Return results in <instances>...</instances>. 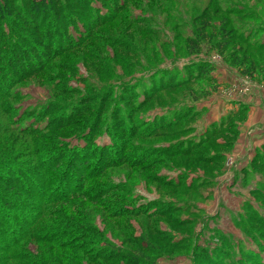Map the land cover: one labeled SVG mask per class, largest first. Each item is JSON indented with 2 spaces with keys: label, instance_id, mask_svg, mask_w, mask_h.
Returning <instances> with one entry per match:
<instances>
[{
  "label": "rangeland",
  "instance_id": "rangeland-1",
  "mask_svg": "<svg viewBox=\"0 0 264 264\" xmlns=\"http://www.w3.org/2000/svg\"><path fill=\"white\" fill-rule=\"evenodd\" d=\"M86 1L90 2L86 10H69L66 21L36 19L41 27L37 36L27 28L20 30L23 40L11 42L22 55L21 65L31 64L36 55L42 65L30 74L6 69L7 76L18 77L13 85L0 77V95L3 87L12 93L9 98L0 96V104L5 103L0 107V129L7 127L0 131V163L10 167L0 166V178L15 183L19 181L15 174L26 172L29 180L24 183L39 185L46 175L44 181L50 185L46 198L63 194L75 198L79 206L75 220L96 233L85 239L83 250H74L83 264H128L120 259L125 256L134 258L132 262L140 261L136 264H264V142L254 151L249 145L240 154L232 155L231 150L222 167L212 170L158 152V147L177 140L188 138L194 143L202 139V131L214 118L219 122L225 111L219 97L227 94L223 87L217 91L219 84L235 81L238 93L253 101L262 98L263 85L252 82L240 69L233 71L228 57L206 44L198 53H191L186 39L194 37L204 23L206 17L197 18L205 11L214 29L224 17L230 22L223 32H250L252 40H262L264 0ZM225 7L242 9L237 14H223ZM6 15L21 19L12 9ZM214 29L204 30L213 36ZM61 31L65 36L58 40ZM227 38L234 45L241 44L239 36ZM54 46L58 49L52 51ZM232 48L227 44L225 53ZM44 51L50 52L49 57H43ZM202 61L213 68L194 81ZM257 75H264V67ZM185 77L192 81L195 96L205 92L207 96L192 101L185 87L157 88ZM143 100L147 101L139 106ZM7 107L12 111L6 117ZM172 115L181 119L176 127L151 131L153 122L159 123L156 116L164 122ZM233 120L229 118V122ZM244 120L238 122V129ZM61 123L65 125L61 127ZM21 129L38 133L24 136ZM216 139L228 138H209L208 151L223 150L215 145ZM50 144L56 150L65 149L61 162L70 149L85 156L87 162L70 175H64L62 165L52 170L39 168L42 152L38 151ZM143 152L150 157L142 160ZM253 157L255 163L251 162ZM145 165L148 169L143 170ZM97 170L96 178H82ZM166 180L181 185H166ZM82 183L87 187L92 184L94 190H85ZM1 185L0 190L11 199L22 198L16 190H5ZM98 189H105L101 190L103 195L107 191V197L100 198L101 204L83 197L84 193L97 197ZM73 191L77 192L71 194ZM30 196L33 198L27 199H36ZM35 206L21 209L23 220L41 214V210L34 212ZM8 209L0 207V215L8 217L14 211ZM99 245L106 246L103 252L112 251L111 259L96 257ZM27 248L28 255L40 249L32 243Z\"/></svg>",
  "mask_w": 264,
  "mask_h": 264
},
{
  "label": "trees",
  "instance_id": "trees-1",
  "mask_svg": "<svg viewBox=\"0 0 264 264\" xmlns=\"http://www.w3.org/2000/svg\"><path fill=\"white\" fill-rule=\"evenodd\" d=\"M89 3L90 2L86 0H0V77L2 78V80L7 83L8 81L11 82L9 83L11 85L15 84V81L18 77L14 75L12 77H9L6 73H4L8 68L15 69L19 73H23L25 71L26 73L30 74L36 68L42 65L38 62L37 59V57H40L39 55H36L34 58H32L33 62H31V64L26 63L24 65H21L22 55L21 53L17 52L11 45L12 40H14L15 38H17V41L19 42L23 40V37L21 36L22 34H20V30L27 28L32 29L34 36H37L38 31L41 30L40 24H38L40 18L43 17V19L46 21H48V19H54L56 23L63 22L62 18H66V21L69 17V10H71L72 12H80L81 10H83V8H85L86 10V7ZM10 9L17 12L18 14L20 13L22 20L16 19L15 17H8L6 14ZM241 9L242 7H225L224 9H222V13L237 14ZM42 10H44L43 13H41ZM2 13L6 14L2 16ZM255 15L259 16L258 14ZM205 17L206 20L200 26V28L197 29L194 37H189L186 39L187 48L190 47L193 50L191 51V53H198L201 50L202 46L206 44L208 45V48L216 49L219 54H223L224 57H228L229 64L231 66L238 67V69H240L242 73L252 75L253 73L261 72V69L264 67V39L252 40L250 32L245 33L244 35H234L233 31L230 32V30L232 29L223 32V29L230 22L229 19H225L224 17L220 18L219 27L214 29L215 27L211 25L212 22L210 21V17H207L205 11H202V13L198 15L197 19ZM36 19L39 20L36 21ZM29 20H33L34 22H29ZM205 28L214 29L216 34L213 36H208V34L206 35L204 30ZM251 29H255L254 32L257 31L256 27H252ZM233 30L236 32L235 29ZM63 33L64 31H61L60 35L58 34V40L63 39V37L65 36ZM228 35L232 36V38L233 36H239V39H242L241 44L237 46L229 42V39L227 38ZM40 42L42 41L38 42L39 45H42V43L40 44ZM227 44H230L232 47L234 46V48L230 49L229 53H225ZM54 49H58V46L51 47L52 51H54ZM48 54H50L49 51H44L43 57H49L46 56ZM23 57L27 58L26 56ZM35 60L37 63H35ZM20 66L24 67L23 71ZM198 66V70L194 74V79H192L194 81L195 79L197 80L201 78L204 75L203 72H208L213 68L210 64L204 61H202ZM22 75H20V77ZM190 82L192 81L187 77H185L184 79L179 78L176 79L173 83H169L167 81L166 84H159L157 85V88H160L162 91L167 88L176 89L185 87L187 91H189L188 95H190L189 97L192 101H197L198 99L207 96V92L201 94L200 96H195V91H193L192 87H190V85H192L190 84ZM3 88L1 89L3 90L4 94L0 96L3 98H9L8 96H11L12 93L8 91L7 87L6 89ZM153 91H155V88L154 90H152V92ZM153 97L154 96L152 95L150 99H152ZM145 101H140L139 106H142ZM3 105H5V103L0 104V107ZM11 111L12 110L10 109V107H7L6 111H4L6 117L10 116L8 114ZM241 114H244L243 117L241 116ZM245 116L246 108L244 105H240V108H237L236 110H230L227 114L223 115L219 122L210 123V125L207 126L204 131H202V139H200L199 137V139L195 140L194 143L192 142L193 140L190 141V139L188 138L184 139L183 141L177 140L168 143L165 146L158 147V152L172 158L177 157V161L180 162L182 160L185 164L193 163L194 166L202 165L204 169L209 170H212L213 167H217L218 169H220L222 167V163L224 162L223 160L226 156V153L232 150V146L234 145L235 139L238 135V122L243 118L245 119ZM193 117H195V114H193L192 117H190L191 119H189L188 121L191 122ZM231 117H233L234 120L232 122H229V118ZM169 118L170 119H166L164 122H160L159 120L161 119V117L156 116V120H158L159 123H156V121H154V124L151 126V131L153 132L160 127L168 130L172 127H176L179 120H181L177 117V115H172ZM63 125L65 124L61 123L60 126L62 127ZM2 128L0 129V131H3L7 127ZM32 130L33 129H21V134H24V136H28L32 133H38V131ZM215 136H221L224 138L226 137L228 139L222 140L220 142L216 139L215 141V145L217 144L223 147V150L208 151L207 143L209 142V138L214 139ZM53 144H50L48 147L46 146L45 148H42L38 151V153L42 152L41 159L39 160V162H37L40 164L38 166L39 168L50 167V170H52L62 165L63 168H65L63 170L64 175H70L72 170L78 169L81 164L87 162V160L84 158L85 156L81 157L79 154L76 155V151L74 152L71 149L68 153V157L64 159V163L61 162V159L65 157V149L59 148L58 150H56ZM155 151L156 150H154V152ZM144 152L141 155L142 160L150 157V154L145 157ZM6 154L9 153L6 151ZM255 161L256 157H253L251 159V162L255 163ZM0 166L7 170L10 169V167H7L6 165L1 164ZM142 169L146 170L148 169V166L145 165L142 167ZM15 176L19 180L15 183H10L7 178H0V183H2L1 187H3L5 190H16L14 192H16L18 195L20 194V196L22 197L19 199V201H15V199H11L5 191L0 190V207L4 211L5 209L9 210V207L14 210L13 212H9L8 217L0 215V264H83V261L80 259L81 256L78 253H74V250H83L86 244L85 242H87L85 241V239L90 235H95L96 233L93 231V228H91V226H88L87 224H81L75 220L76 214L79 210L78 204L74 202L75 198H70L64 194L53 196L50 195V197L46 198L45 194L50 189V185L48 186L46 182L48 179L46 175L45 177H42V184L39 183V185L35 182L31 183L30 185L24 183L26 178L27 180H29V175L26 172H20L18 174H15ZM97 176L98 170L90 173L87 172L82 178L90 180L96 178ZM58 181L62 183L63 180L61 181V179H59ZM165 184L172 185L176 188H179V185H181L180 182H175L173 185L169 180H166ZM89 185L90 186L87 187L86 183H82V186L86 188L85 190L93 191L94 186L92 184ZM33 190H35V192H33ZM101 190H95L97 192H100L99 195L97 194V197L90 196L89 193H84V196H82L85 197L86 200H92L93 202L101 204L102 201L100 198L102 196L107 197V191L103 195ZM73 192L71 194H75L77 191ZM31 194L36 196V199L33 201L27 199L28 197L33 198L32 196H30ZM111 197L117 198L116 195H112ZM25 204L26 207H23ZM35 205H37L38 207L36 208L37 210L34 209V212H38L37 214H39L38 210H41V214H39V216L37 215L34 219L31 218V220H27L25 218L23 220L20 214L21 209L27 208L29 210L35 208ZM48 207H50L51 209H49ZM11 217L12 219H10ZM13 220L15 221V223H13ZM97 235L99 234L97 233ZM31 243L37 244L40 249L37 248V253V250L35 249L34 253H30L31 255H28L29 249L27 247L28 244ZM46 243L49 244L48 248L46 246ZM98 243L100 242L98 241ZM105 247L99 245V247L95 251L96 257H101L105 260L111 259L112 251L108 250L107 252H103L102 250ZM53 249H55L54 252ZM113 255L114 257L117 256L116 254ZM29 257L34 258V260H29ZM120 259L125 260V262H127L128 264H134V262L136 264L137 262H140L137 260H134V262H132L131 259L133 260L134 258H131L130 256H125L124 258L122 257ZM89 263L91 264L92 261H89Z\"/></svg>",
  "mask_w": 264,
  "mask_h": 264
},
{
  "label": "crops",
  "instance_id": "crops-1",
  "mask_svg": "<svg viewBox=\"0 0 264 264\" xmlns=\"http://www.w3.org/2000/svg\"><path fill=\"white\" fill-rule=\"evenodd\" d=\"M232 66L233 71H236L238 67ZM235 69V70H234ZM242 76V75H241ZM245 76V75H243ZM252 82H256L259 85H263L264 87V75L258 78L257 72L252 75L246 76ZM220 81H218V84ZM226 85H218L217 91L223 87L224 94L227 93L229 96L223 95L221 100L224 102V112L219 116H223L228 113L230 110H236V105H244L246 108V116L245 120L239 127L238 138L234 143L232 149V155L240 154L246 151L247 145L250 148L256 149L264 142V89L262 98L258 101L251 100L250 97L245 96L246 94L238 93L239 85L237 82L233 81L232 83H228L226 81ZM211 96V95H209ZM226 103V104H225ZM219 117V118H220ZM218 118H214L210 123L217 121ZM249 131H252L251 133Z\"/></svg>",
  "mask_w": 264,
  "mask_h": 264
}]
</instances>
